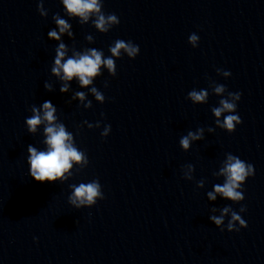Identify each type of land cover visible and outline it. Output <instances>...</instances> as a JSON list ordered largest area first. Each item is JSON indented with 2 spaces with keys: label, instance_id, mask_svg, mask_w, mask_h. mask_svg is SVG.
<instances>
[{
  "label": "clouds",
  "instance_id": "obj_1",
  "mask_svg": "<svg viewBox=\"0 0 264 264\" xmlns=\"http://www.w3.org/2000/svg\"><path fill=\"white\" fill-rule=\"evenodd\" d=\"M61 2L68 17L79 18L78 20L81 25L87 24L91 20L94 28L100 33H108L114 26L120 23L119 18L114 13L105 14L103 11V0H61ZM37 10L42 17H47L48 12L43 6V0H40ZM52 19L57 27L48 32V37L60 41V34L67 33L69 37L73 36V32L71 31L72 25L68 20L61 18L59 14H54ZM86 39L93 41L91 35H88ZM188 42L193 47H197L199 36L195 33L191 34ZM67 50V46L63 42L59 43L55 48L54 66L51 67V73L64 82L78 78L81 86L92 85L93 78L102 75V66L108 69V73L111 76H115L116 59L121 58L122 55L135 59L140 52L138 45L132 41L126 42L122 39H117L113 45L109 46L111 55L108 57H105L102 50L90 48L82 52L73 51V54L65 60L64 57ZM217 73L224 77L231 75L230 72L222 69H217ZM105 86H107V82H105ZM44 87L49 92L53 91L50 83L46 82ZM68 87V84L64 83L59 91L61 93L67 92ZM212 91L217 95L226 93L219 100V106L211 109L212 113L217 118L221 117L223 113H228L222 121L217 119L215 124L218 128L226 130L228 133L234 132L236 126L242 123L240 116L234 114L237 110V102L241 99V94L239 92H229L224 85L216 83L212 85ZM91 92L101 104L105 102V96L95 86L91 88ZM75 95L82 101L85 99V93L83 92H77ZM208 95L209 93L205 89H193L188 93V98L197 104L206 103ZM85 107H92V102L88 101ZM30 111L32 115L25 120L28 133L35 134L38 126L45 124L44 135L46 137L43 141L46 145V150L38 151L31 144L27 146V163L30 166L29 174L35 181L40 183H63L73 175L69 170L73 168L74 162L79 164L81 169L88 166V156L76 146L73 133L67 130L63 122H57L58 117L55 114L57 109L51 101H44L39 107L33 105ZM84 123L87 124L88 122L85 121ZM88 127L92 128L93 125L89 124ZM95 127H100L99 122H97ZM110 130V125L105 126L101 132V136L107 137ZM207 130L210 133L215 131L211 127ZM204 131V128H198L195 132L189 131L187 135L181 137L179 141L180 146L188 150L192 141L204 139ZM185 168L187 171L184 172V178L192 180L193 176L191 173L194 170V166L188 164ZM66 173L67 175H65ZM254 174L255 169L252 164L245 162L236 155L227 153L223 166L218 173V175L224 177V182L222 184H215L213 186L214 190L207 192L208 200H216L217 194H219L233 203H240L245 199L243 185ZM203 185V180L197 182V187L202 188ZM69 187L72 189V192L68 196V202L75 209L90 208L98 200L104 199L102 186L98 179H94L88 183H80L79 185L72 184ZM212 211H215V209ZM244 211H246V208L242 206L240 212ZM229 214L231 218L227 224L228 231H239L241 228L247 227L246 221L231 206L224 207L221 209L219 216L211 215L209 219L216 226H220L224 223V216ZM237 224L239 227H236ZM220 229L221 231L224 230L223 228Z\"/></svg>",
  "mask_w": 264,
  "mask_h": 264
}]
</instances>
